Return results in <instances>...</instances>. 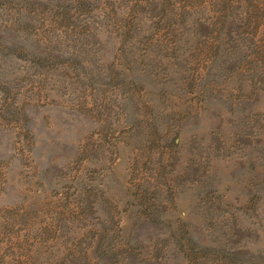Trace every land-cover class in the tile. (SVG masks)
<instances>
[{"label": "rangeland", "instance_id": "rangeland-1", "mask_svg": "<svg viewBox=\"0 0 264 264\" xmlns=\"http://www.w3.org/2000/svg\"><path fill=\"white\" fill-rule=\"evenodd\" d=\"M0 264H264V0H0Z\"/></svg>", "mask_w": 264, "mask_h": 264}]
</instances>
